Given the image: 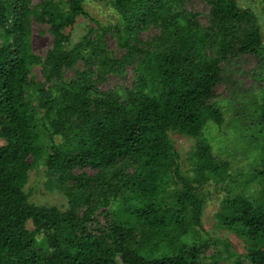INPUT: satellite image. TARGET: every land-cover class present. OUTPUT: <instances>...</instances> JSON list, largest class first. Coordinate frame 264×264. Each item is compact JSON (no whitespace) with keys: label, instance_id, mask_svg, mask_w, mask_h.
<instances>
[{"label":"trees","instance_id":"1","mask_svg":"<svg viewBox=\"0 0 264 264\" xmlns=\"http://www.w3.org/2000/svg\"><path fill=\"white\" fill-rule=\"evenodd\" d=\"M87 1H106L119 22H95L68 46L66 30L87 16ZM191 1L0 0V264H264V197L228 194L215 215L245 243L244 256L199 233L202 186L228 167L202 132L208 122L223 123L214 98L229 62L257 59L264 80L260 27L237 0H201L205 23ZM32 24L46 25L53 39L44 57L32 51ZM148 30L156 33L142 39ZM36 66L42 80L32 76ZM128 68L131 86L100 88ZM228 88L236 98L235 86ZM258 94L264 127V88ZM168 132L195 139L190 175ZM41 160L50 187L67 200L63 211L30 203L24 191Z\"/></svg>","mask_w":264,"mask_h":264},{"label":"rangeland","instance_id":"2","mask_svg":"<svg viewBox=\"0 0 264 264\" xmlns=\"http://www.w3.org/2000/svg\"><path fill=\"white\" fill-rule=\"evenodd\" d=\"M39 1L31 0L32 4H37ZM237 3L239 7L250 9L255 14L264 45V0H237ZM188 7L199 12V20L205 23V16L208 12L205 3L201 0H192ZM84 8L87 16L78 17L75 24L66 30L69 34L68 46L79 42L88 33L89 27L95 25V22L103 27H111L119 22L117 14L106 1H87ZM155 33V30H148L141 32L139 36L147 39ZM105 41L110 50L117 52L112 35L107 34ZM30 42L33 53L44 57L53 42L47 26L32 24ZM83 67L82 63L77 65L78 69H83ZM222 73L224 83L216 87L214 102L222 109L224 120L220 126L208 122L202 133L203 138L211 145L213 155L226 161L228 167L223 178L209 181L202 186L201 193L205 203L201 217L202 230L199 233L202 237L216 242L217 246L220 242L228 243L231 251L244 256L245 243L232 232L221 228L217 224L215 215L220 209L222 200L228 194L242 193L255 200L264 197V171L261 175L258 172L260 166L256 149L257 142L261 141V135L264 134L262 132L264 127L258 122L260 114L258 107L262 103L258 92H263L264 80L259 78V75L263 74L257 59L250 56L232 60L224 67ZM72 75L73 71H67L65 74L66 77ZM32 76L36 80H42L39 67H33ZM131 84L132 72L128 68L124 78L108 75L100 84V88L108 90L115 86H131ZM232 85L236 89V98L230 97L228 87ZM168 136L172 147L179 155L181 170L184 174L190 175L193 162L191 152L195 148V139L175 132H168ZM54 140L55 143L60 142L58 137ZM3 143L4 141L0 139V145ZM82 171L88 174L93 173L89 168H84ZM52 180L53 178L47 175L43 160H41L28 172L24 191L28 194L30 203L39 206H55L63 211L67 208V200L62 193L50 187L49 182ZM97 218L101 224H104L101 216L98 215ZM26 227L28 230L33 229L30 221L26 223ZM38 237L40 238L41 235ZM212 251L213 248H209L207 254ZM218 264H230V261L223 259Z\"/></svg>","mask_w":264,"mask_h":264}]
</instances>
